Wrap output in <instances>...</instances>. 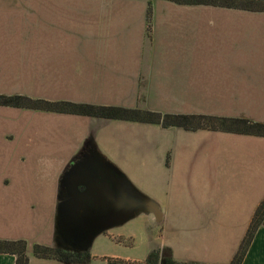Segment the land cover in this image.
Listing matches in <instances>:
<instances>
[{"label":"crops","instance_id":"0c3cea01","mask_svg":"<svg viewBox=\"0 0 264 264\" xmlns=\"http://www.w3.org/2000/svg\"><path fill=\"white\" fill-rule=\"evenodd\" d=\"M0 40L6 48L0 53V89L20 81L57 90L45 94L47 100L264 123V12L167 0H0ZM17 41L21 44L15 50ZM112 56L120 60H111ZM65 116L71 117L70 126L87 127L78 128L80 143L61 161L59 190L47 226L51 237L45 245L56 247L59 203L78 195V201L87 200L83 197L89 196L87 186L98 178L104 190L95 196L108 198L113 184L122 187L123 177L158 207L160 221L152 212L139 210L99 232L83 251L92 259L74 264H105L108 256L144 264L153 248L160 249L161 257L179 262L230 263L264 197V137ZM126 132L151 135V149L159 152L157 167L162 174L151 196L121 171L119 142L111 140L110 133ZM182 151L188 161L199 160L203 171L198 180L211 186L200 201L182 203L174 196L171 182ZM113 175L117 181L114 177L112 182ZM73 182L75 191L70 189ZM226 184L248 186L242 222L226 221L229 213L224 211V197L218 195ZM140 214L146 216L144 221L129 222ZM137 232L143 234L140 245ZM231 232L235 235L219 250V238L222 242ZM20 238L26 239L0 235ZM27 254L29 264H68L36 258L31 247ZM0 264H15V256L0 253ZM241 264H264V226L257 229Z\"/></svg>","mask_w":264,"mask_h":264},{"label":"rangeland","instance_id":"374dc122","mask_svg":"<svg viewBox=\"0 0 264 264\" xmlns=\"http://www.w3.org/2000/svg\"><path fill=\"white\" fill-rule=\"evenodd\" d=\"M20 44L21 42H15L14 49L18 50L15 46ZM5 49L4 42L0 40V53ZM111 60L119 61L120 58L112 56ZM1 83L3 82L1 81L0 85ZM30 84L17 81L13 88H1L0 94L19 93L45 99V94L57 92ZM69 117L0 107V235L25 236L24 240L29 247L27 252L37 240L45 244L51 237L47 226L53 209V196H57L59 190L61 161L71 155L80 143L81 134L78 128H82L83 125L87 127L83 122L76 123L78 128L70 126ZM72 124L76 127L74 122ZM110 137L111 140L119 142L117 147L121 150L119 152L121 171L140 191L147 195L151 194L152 188L158 186L157 178L162 174V170L157 167L159 152L151 149V135L126 132L117 136L110 133ZM187 156L185 151L181 152L180 166L176 167L171 182L174 196H178L182 203L190 202L192 199L200 201L211 187L200 184L198 180L199 173L203 171L199 160L193 158L188 161ZM214 187L212 186V190ZM247 187L226 184L218 191V195L224 197V211L229 213L226 221L230 223L243 221L242 211L248 198ZM145 218V215L140 214L129 222H142ZM234 235L235 232H231L229 236L225 233L222 242L219 238V250L221 246H225L228 237ZM142 240L143 234L137 232V244L140 245ZM94 244L90 251L93 254L96 248V243ZM96 259L100 261V258Z\"/></svg>","mask_w":264,"mask_h":264},{"label":"trees","instance_id":"16d2710c","mask_svg":"<svg viewBox=\"0 0 264 264\" xmlns=\"http://www.w3.org/2000/svg\"><path fill=\"white\" fill-rule=\"evenodd\" d=\"M179 4H202L212 7L239 9L251 12H264V0H167ZM0 107L32 110L54 114L94 117L101 119L121 120L129 122L157 124L164 128L177 127L194 131L207 129L212 131L229 132L240 135L264 137V123L246 119L226 118L200 114H168L91 103H76L67 100H47L33 98L23 94H0ZM261 226H264V197L256 206L247 229L231 258L229 264H241L251 241ZM28 244L24 239H0V253L15 256V264H29L27 254ZM32 253L36 258L56 260L63 263H87L92 259L88 252H71L62 248L40 243L32 245ZM105 264H130L117 257H104ZM144 264H200L195 262H179L171 257H161L158 248L151 249Z\"/></svg>","mask_w":264,"mask_h":264},{"label":"water","instance_id":"95a60500","mask_svg":"<svg viewBox=\"0 0 264 264\" xmlns=\"http://www.w3.org/2000/svg\"><path fill=\"white\" fill-rule=\"evenodd\" d=\"M115 175L116 173L112 171ZM112 176V182L114 177ZM117 175V174H116ZM121 188L113 184L108 198L95 196L104 190L102 178L92 179L87 186V200L72 201L58 204L55 222V245L71 252H83L89 247L91 240L103 229L123 223L139 210L152 212L156 221H160L158 207L147 198L136 192L123 177H120ZM66 181V180H64ZM75 191V182L70 186ZM82 197V196H81ZM95 200L93 201V199Z\"/></svg>","mask_w":264,"mask_h":264}]
</instances>
